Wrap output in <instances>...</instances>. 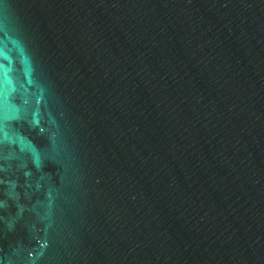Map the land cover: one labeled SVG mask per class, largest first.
I'll return each mask as SVG.
<instances>
[{"label": "water", "instance_id": "95a60500", "mask_svg": "<svg viewBox=\"0 0 264 264\" xmlns=\"http://www.w3.org/2000/svg\"><path fill=\"white\" fill-rule=\"evenodd\" d=\"M0 264H264V0H0Z\"/></svg>", "mask_w": 264, "mask_h": 264}]
</instances>
